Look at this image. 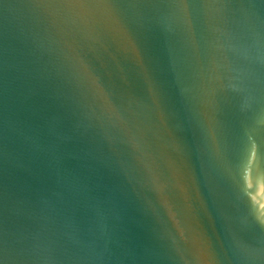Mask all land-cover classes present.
Wrapping results in <instances>:
<instances>
[{"label":"water","instance_id":"95a60500","mask_svg":"<svg viewBox=\"0 0 264 264\" xmlns=\"http://www.w3.org/2000/svg\"><path fill=\"white\" fill-rule=\"evenodd\" d=\"M0 264H264V0H0Z\"/></svg>","mask_w":264,"mask_h":264}]
</instances>
